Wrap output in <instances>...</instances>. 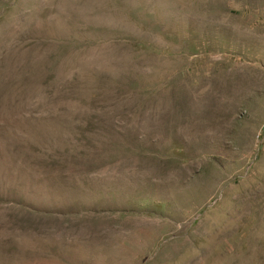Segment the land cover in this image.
<instances>
[{"label":"rangeland","instance_id":"374dc122","mask_svg":"<svg viewBox=\"0 0 264 264\" xmlns=\"http://www.w3.org/2000/svg\"><path fill=\"white\" fill-rule=\"evenodd\" d=\"M0 264H264V0H0Z\"/></svg>","mask_w":264,"mask_h":264}]
</instances>
